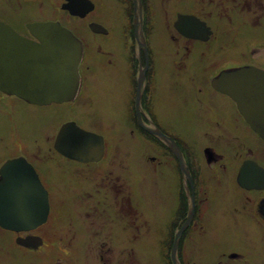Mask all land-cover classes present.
I'll list each match as a JSON object with an SVG mask.
<instances>
[{
    "label": "flooded vegetation",
    "instance_id": "obj_1",
    "mask_svg": "<svg viewBox=\"0 0 264 264\" xmlns=\"http://www.w3.org/2000/svg\"><path fill=\"white\" fill-rule=\"evenodd\" d=\"M117 9L124 26L96 18ZM46 22L81 42L80 88L43 105L0 90V181L19 161L48 196L43 224L0 226V264H264V138L236 99L264 82L223 77L264 75V0H0V23L32 43ZM67 124L100 137L91 158L56 149Z\"/></svg>",
    "mask_w": 264,
    "mask_h": 264
},
{
    "label": "water",
    "instance_id": "obj_2",
    "mask_svg": "<svg viewBox=\"0 0 264 264\" xmlns=\"http://www.w3.org/2000/svg\"><path fill=\"white\" fill-rule=\"evenodd\" d=\"M135 29L136 43L145 46V36L137 23ZM30 30L38 42L32 43L0 23V90L40 105L73 101L81 82V42L58 23H33ZM254 75L259 79L255 81L256 84L264 82L262 72L252 69L227 73L223 77L233 83L246 82ZM248 83L254 85V79ZM244 91L245 88H242L236 97L238 105L254 130L264 138V112H260L264 103L252 98L255 94H264V88L248 87V92ZM142 93L141 72L137 102ZM73 125L60 128L56 149L69 158H91V152L85 151L84 143L91 144L90 140L100 137ZM149 132L157 136V131ZM75 135L82 142L80 147L73 151L64 149L65 140L75 139ZM1 174L0 226L8 230L27 231L43 224L48 214V196L34 169L29 166L22 171L19 161H10L3 165Z\"/></svg>",
    "mask_w": 264,
    "mask_h": 264
},
{
    "label": "rangeland",
    "instance_id": "obj_3",
    "mask_svg": "<svg viewBox=\"0 0 264 264\" xmlns=\"http://www.w3.org/2000/svg\"><path fill=\"white\" fill-rule=\"evenodd\" d=\"M140 11V10H139ZM102 13H104L105 15H107V13H105V12H101V14ZM101 14H98V15H100V16H98V17H96V18H102L103 20H105L106 22H107V24H109V25H111V26H114L115 24H121V26H124L125 24L123 23L124 21H122L123 19L121 18L123 15H122V11H119V9H117V11H115V13H114V16L115 17H112V18H109L108 16H105L104 14H102V16H101ZM104 15V16H103ZM138 16H139V18H140V13H138ZM138 16H135L134 17V19H133V21H134V23H137V19H138ZM107 17V18H106ZM129 19H130V17H129ZM53 23V22H52ZM118 26V25H117ZM67 30V29H66ZM71 33V32H70ZM72 34V33H71ZM210 35V32H208L207 33V37ZM244 35H242V34H237L236 35V38H235V41H237V42H239L240 41V39L243 37ZM258 36H262V37H264V33L263 34H258ZM249 69H252V70H254L255 71V69H253V68H249ZM50 128H52V127H50ZM98 132H101V133H103L104 135L106 134V135H108L109 134V130H107V129H102V130H98ZM69 197L71 198V196H68V197H65L67 200H71V199H73V198H71V199H69ZM60 214H61V211H60V213L59 214H57V217H59L60 216ZM56 221H57V219H54L52 222H51V225L52 224H55L56 223ZM148 243V242H147ZM146 248L147 249H150V250H153V251H157V243H149L147 246H146ZM2 264H4L3 262H2Z\"/></svg>",
    "mask_w": 264,
    "mask_h": 264
}]
</instances>
